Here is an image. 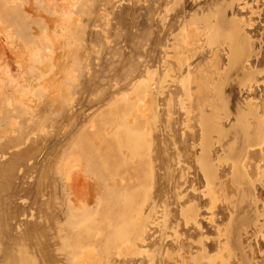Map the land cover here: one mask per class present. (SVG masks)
<instances>
[{
  "label": "rangeland",
  "instance_id": "374dc122",
  "mask_svg": "<svg viewBox=\"0 0 264 264\" xmlns=\"http://www.w3.org/2000/svg\"><path fill=\"white\" fill-rule=\"evenodd\" d=\"M0 264H264V0H0Z\"/></svg>",
  "mask_w": 264,
  "mask_h": 264
}]
</instances>
